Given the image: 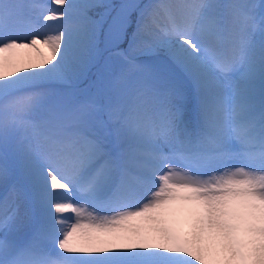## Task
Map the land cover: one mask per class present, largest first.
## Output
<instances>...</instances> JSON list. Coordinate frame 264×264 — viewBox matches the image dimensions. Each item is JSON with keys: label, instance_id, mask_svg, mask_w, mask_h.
Masks as SVG:
<instances>
[{"label": "snow or ice", "instance_id": "1", "mask_svg": "<svg viewBox=\"0 0 264 264\" xmlns=\"http://www.w3.org/2000/svg\"><path fill=\"white\" fill-rule=\"evenodd\" d=\"M52 2L0 0V264H264V3Z\"/></svg>", "mask_w": 264, "mask_h": 264}, {"label": "rangeland", "instance_id": "2", "mask_svg": "<svg viewBox=\"0 0 264 264\" xmlns=\"http://www.w3.org/2000/svg\"><path fill=\"white\" fill-rule=\"evenodd\" d=\"M112 0H94V2H97V3H102V4H104V3H110ZM23 2L24 3H32V2H35V3H41V4H44V5H47V7L48 8H57V7H60V6H57V5H55L53 2H52V0H23ZM73 2H76V3H80V2H84V0H73ZM162 2H164V3H177V2H179V0H162ZM241 2H243V0H241ZM247 2H255V3H264V0H247ZM45 14H47V11H45ZM89 15H90V13H89ZM99 15L100 14H98V13H91V17L93 18V19H98L99 18ZM31 17L30 16H25V17H23L22 19L24 20V21H27V20H29ZM40 23H48V24H52V25H54V24H56L57 22L56 21H51V22H44L42 19H41V21H40ZM161 23L163 24L164 23V21L163 20H161ZM38 47H39V45H38ZM121 47H126V44H122L121 45ZM41 51L42 52H44L45 54H46V50L45 49H41ZM28 55H30V56H32L33 58H35L36 57V53H32V52H29V53H27ZM86 81V80H85ZM88 83L89 82H87V84L86 85H83V86H81L78 90V92H79V99H82L84 96H86L87 94H88V91H90V89L88 88ZM83 84V82H81V83H79L77 86H80V85H82ZM76 86V87H77ZM65 91H69L70 92V89L69 88H65L64 89ZM4 191H5V186L2 184V183H0V194H3L4 193ZM77 200L79 199V197L78 196H76L75 197ZM193 264H196V262L195 261H193Z\"/></svg>", "mask_w": 264, "mask_h": 264}, {"label": "trees", "instance_id": "3", "mask_svg": "<svg viewBox=\"0 0 264 264\" xmlns=\"http://www.w3.org/2000/svg\"><path fill=\"white\" fill-rule=\"evenodd\" d=\"M121 2H122V0H112L110 3L115 5V4H119V3H121ZM140 2H141L142 4H143V3H148L149 0H140ZM105 11H106V9L103 8V7H95V8L90 9V10H89V13H90V15H91V13L103 14V13H105ZM104 27L106 28L107 25H105ZM100 39H101V41H103V39H104V37H103V33L101 34ZM101 47H103V43H101Z\"/></svg>", "mask_w": 264, "mask_h": 264}]
</instances>
